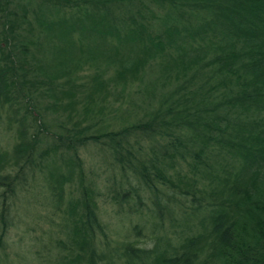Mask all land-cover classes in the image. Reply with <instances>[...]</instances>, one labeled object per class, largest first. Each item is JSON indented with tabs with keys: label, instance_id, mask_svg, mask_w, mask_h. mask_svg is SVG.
<instances>
[{
	"label": "trees",
	"instance_id": "trees-1",
	"mask_svg": "<svg viewBox=\"0 0 264 264\" xmlns=\"http://www.w3.org/2000/svg\"><path fill=\"white\" fill-rule=\"evenodd\" d=\"M139 88L157 109L112 100ZM89 145L113 181L85 176ZM42 175L58 264H264V0H0V250ZM103 196L145 205L152 244L111 237Z\"/></svg>",
	"mask_w": 264,
	"mask_h": 264
},
{
	"label": "rangeland",
	"instance_id": "rangeland-1",
	"mask_svg": "<svg viewBox=\"0 0 264 264\" xmlns=\"http://www.w3.org/2000/svg\"><path fill=\"white\" fill-rule=\"evenodd\" d=\"M111 73L109 72L108 76ZM155 73L150 71L146 76V82L152 84L157 77ZM131 90L127 89L124 92L112 96V100L116 101L117 106L123 105L124 109H129L131 102L136 103L137 109L139 107L143 109H157L159 107L158 94L156 98H151L146 96L143 89ZM49 102L51 100L47 99L42 103L46 105ZM53 116V114H50V120L56 118ZM60 122H66L63 115L61 116ZM3 136V145H7V141L12 143V131H9V133L4 132ZM80 157L84 161L85 176L89 180L99 183L102 179V181H107V176L112 180V174H109L110 169L103 164L95 147L89 145L80 148ZM210 163L218 171L219 178L226 176V172L222 169L227 164L226 161L219 158H212ZM188 171L189 169L185 168L184 172L187 173ZM46 177L47 175H42L35 185V190L34 184L32 183L31 187L33 189H30V191H22L19 198H16V204L13 209L14 225L7 227L4 239L5 246L0 250V264H58L59 261L56 259L59 256V259L62 261L63 257H61L62 255L59 252L63 253L65 251L60 245V241L66 239L61 230L62 215L55 211V207L52 204L49 196L50 185ZM217 183L218 180H215V183L211 187L209 178L205 179L202 177L201 179V185L203 187L205 185L208 188H216ZM70 190L71 187H68L67 199H70ZM2 192L3 190L0 189V194ZM100 208L102 217L110 228L111 237L124 239V236L130 232L131 226L139 225V227H142V234L138 236L136 234L137 232L132 228L131 236L135 239L137 238L140 242L152 244L149 238L152 235L147 232L149 225L146 222L147 209L145 205L142 209L145 215L140 218L132 216L124 217V215L118 216L119 214H116L114 206L105 196L100 199ZM166 226L167 228L170 227L167 221ZM1 229L2 223H0V233ZM174 230L177 231L180 228L178 227V229L175 228Z\"/></svg>",
	"mask_w": 264,
	"mask_h": 264
}]
</instances>
